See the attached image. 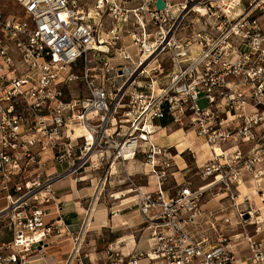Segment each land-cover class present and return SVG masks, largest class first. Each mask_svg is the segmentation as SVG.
Wrapping results in <instances>:
<instances>
[{
  "label": "built area",
  "instance_id": "built-area-1",
  "mask_svg": "<svg viewBox=\"0 0 264 264\" xmlns=\"http://www.w3.org/2000/svg\"><path fill=\"white\" fill-rule=\"evenodd\" d=\"M161 1L158 8L157 0H140L125 8L129 16L122 19L117 12L122 0H15L20 15L0 8V195L7 200L2 210L11 233L0 242V264H27L36 247L67 230L59 214L46 220L43 207H29L31 199L54 202L51 185L64 175L42 177L48 159L68 166V174L86 169V163L94 169L106 163L109 172L117 163L126 171L149 243L126 254L107 247L101 256L113 257L111 264H264V237H255L261 230H247L259 209H239L244 199H237L246 182L264 196V0ZM192 13L196 21L180 26ZM121 22L132 25L126 30L136 54L122 43ZM146 35L151 38L144 40ZM117 42L120 58L129 64L106 68L109 85L90 80L87 96L66 101L70 69L104 53L99 45ZM166 49L168 79H153L165 68L148 66ZM145 52L151 61L144 60ZM91 69L86 64V80ZM150 71L156 75L145 84L135 82ZM116 77H124L118 86ZM201 98L203 107L197 103ZM167 115L191 127L209 147V157L196 165L195 173L206 180L197 187L177 181L170 147L154 138L156 120ZM75 125L90 135H70ZM131 160L155 176L154 190L135 184L127 167ZM169 176L172 192L164 188ZM216 186L235 208L242 231L231 236L241 235L235 245L245 244L246 256L231 249L220 223L231 224L220 218L223 209L202 207L201 198ZM35 232H42L41 240L20 241ZM73 260L105 264L85 262L75 246L64 264Z\"/></svg>",
  "mask_w": 264,
  "mask_h": 264
},
{
  "label": "rangeland",
  "instance_id": "rangeland-1",
  "mask_svg": "<svg viewBox=\"0 0 264 264\" xmlns=\"http://www.w3.org/2000/svg\"><path fill=\"white\" fill-rule=\"evenodd\" d=\"M88 1H90V0H88ZM139 2H140V0H122L120 7L117 8V12H120V14H121V15H118V17H120L122 19L125 16V14L128 15L129 12H125V8L128 9L130 7H132V8L137 7L140 4ZM0 8L5 15H9V14L20 15V14H22L21 9L16 4L15 0H0ZM140 14H141V12H140ZM196 17H197V15L193 14V13L184 17L180 22V26H185L189 22L190 23L195 22L197 19ZM121 19H120V21H121ZM133 21L134 20H132V18H131L130 22H133ZM120 26L123 27L119 31V33L123 39L122 43L131 51L132 54H136L137 49L132 44V42L130 40V36L127 35V30H126V29L132 27L131 23H129L128 26H125L124 22H121ZM108 27H110L109 20L107 21V24H105L103 31L108 29ZM150 30H151V28H150ZM150 30H148V31H150ZM120 43H121V41H120ZM120 43L117 42L116 44H111L108 47H105L103 45H99L102 50H105L104 53H99L97 56L94 57V59H92L88 63H86V61L82 58L79 62L76 63L75 66H73L70 69L69 73L72 76H71V79L69 81V87L67 88V90L65 92L64 99L66 101L70 100L71 98H83V97L87 96L89 93L88 92V83L90 82V80H93V81L102 80L105 84L109 85L110 80L107 81L106 77L109 76L110 74H106V72H105L106 68L113 67L115 69V68L122 66L123 64H129V62L121 59L119 54H118L117 48L120 47ZM169 56H170V51H168L166 49L158 55L157 60L150 63L148 68L151 66L157 65L158 63H161L162 66L165 68L163 73L156 76L155 78L153 77V79H156V80H167L168 79V76L170 74L169 71L171 70ZM97 57H99V59ZM148 61H151V60H148ZM104 62L105 63L107 62V65H104ZM86 64L89 68H92L91 70L88 71L89 76H88L87 80L84 77V69L86 67ZM137 71L133 74V76H135ZM111 72L113 73V75H116L115 72H113V70H111ZM103 73L106 74L105 77L103 76ZM153 75H156V73H153L152 71H150L149 74H146V75L140 74L138 77H135V82L139 83L140 85H143L146 83L147 79L150 80V78H152ZM123 80H124V77H116V82H115L116 85L118 86L119 84H121V82ZM139 89H142V87H139ZM166 117L168 119V120H166V122L168 124L166 125V127H162V129L159 128L160 130L158 129L156 131L154 138L156 139V141L159 144L168 145L170 147L171 152H172V156L174 159L173 160L174 164H173L170 171L174 172V176L176 177L177 181L180 183H185V182L190 180L192 187H196L197 185L204 183L200 179V177L195 173L197 170L196 165L202 164L209 157V154H210L209 147H208V145H204V143L202 142V141L205 142L204 138L197 135L192 130L191 127H189L187 125L180 127V125L175 124L171 120L169 115H167ZM163 121L164 120H156L155 123H162ZM75 126H77V125H75ZM73 127L74 126H72V128ZM72 128H71V130H73ZM79 131H81V129ZM69 133H70V130H69ZM78 135L79 134H76V136H78ZM199 139H201V140H199ZM203 153H205V154L202 155L201 157L198 156V155L203 154ZM93 158H95V157H93ZM46 162H47V160H46ZM127 165L130 166V169H128V171L130 170L129 172H131L133 174V178L135 179L136 185H138L137 181H141L143 184H149L150 181H154V183H155V180H156L155 176H153L152 173L149 172L148 167H144V165L141 162L131 160L127 163ZM85 166H87L86 171H85V169L80 168L77 172L70 174L71 178L76 180L80 176H85V178L88 181L92 180L93 185L96 186L97 188L102 186V193L100 195V197H102V198L104 196L109 198V196H112V195L115 198H119L120 197L119 194H121V192H116L114 194H113V192L119 191V190H126V189L128 191L129 190L128 188H130L131 190L133 189V191H130V193H128L126 195H127V197L131 196L128 200H132L131 203H134V205L132 206L133 208L136 207V205H135L136 191L134 190L135 186H132L128 183V181L126 179V171H124L121 164L116 163L114 165L115 168H112V170L110 172L108 171L109 168H108V164H106V163H104L100 167V169H94L92 167L94 165L90 166L89 163H86ZM134 166H136V167H134ZM137 166H138V168H137ZM167 180L169 181L170 187L173 188L169 192H172V190H174V188H175L174 187V185H175L174 179L172 176H169L167 178ZM102 181H104V182H102ZM101 182H102V184H101ZM90 185H92V184L90 183ZM242 185L246 186L247 188H249V187L252 188V186H253L252 182H248V183L246 182ZM111 189H113V190H111ZM243 191H245V190H243ZM222 193H223V190L218 188L217 186H216V188L212 187L211 189H209L201 198L202 207H203V205L206 204V201L208 200V198L215 194V197L217 198L216 200H214L215 205L214 204L212 205V203H211L210 204L211 206H209L208 209H210V208L211 209H217V210L219 208L223 209L222 211H218V213L222 215V216H220V218L228 217L230 219L231 224H229L223 220H221L220 223L222 224V226H224V225L226 226V229H223V231L227 234L226 238L229 240V243L231 244V249H233L235 252L237 251L240 254H242V253L247 254L248 250H247L245 244L242 243V244L235 245L238 241L242 240L241 235L231 236L233 234L240 233L242 231V228H241V225L239 223H235L236 219L234 217H232V215L229 216V213L231 211L235 212V208L233 206L229 205V201L227 200L225 195H222ZM243 193H248V192H243ZM250 194L251 193H248V200H245L244 194H242V195L240 194V196H238V198H237L238 201H241L244 199L242 201L243 203L238 206L239 209H242V208L250 209L249 206H251L252 209L258 208L257 202L255 200L257 197L255 195H257V194H255V195L253 194L254 196H251V198H250ZM0 197H2V195H0ZM42 203H44V202H42ZM6 205H7V200L5 198H0V208L3 209ZM33 205H37V206L42 207V204H40L37 200L35 201V200L31 199L29 201V207H31ZM119 207H120L119 205H116V206L110 208L109 210L110 211H111V209L116 210ZM48 211L49 210H47V212ZM256 215H258V212L255 213V216ZM237 220H238V218H237ZM139 227L140 226H138L137 229H135V227H134L133 229L138 231ZM253 228H254V225L247 226V230L250 234L253 233ZM147 232H148V230H147ZM25 236H29V234H26ZM10 237H11V233L9 230V219L7 216V211L0 210V242L7 241L10 239ZM258 237H260V236H257L256 238H258ZM50 238H51V236L49 237V239ZM145 240H147L146 244L148 246L149 234H148V237L145 238ZM101 248H99V249H101ZM92 257H93V255H92ZM109 264H111V263L109 262Z\"/></svg>",
  "mask_w": 264,
  "mask_h": 264
},
{
  "label": "crops",
  "instance_id": "crops-1",
  "mask_svg": "<svg viewBox=\"0 0 264 264\" xmlns=\"http://www.w3.org/2000/svg\"><path fill=\"white\" fill-rule=\"evenodd\" d=\"M158 120H164L162 123H156L160 128L166 127L168 124L166 123L167 117ZM164 124L166 125L164 126ZM127 167L130 169L129 165ZM43 169L42 177L64 175L54 180L51 185L54 202L49 200L40 204L46 211L49 210L46 220H50L59 214L66 224L67 230L61 235H52L43 247H36L28 257L27 264H64L74 246L79 248V253L85 262L91 260L98 263L105 262V264H109L113 258L101 256L102 250L107 247H110L115 253L121 252L123 254L130 252L134 248H147V240L145 238L148 237V232L144 227L142 217L138 213L137 208L132 207L134 203H131L132 200H128L131 197L126 195L130 193L128 192L129 190L113 192V194L121 192L119 198H115L113 195L109 196V198L106 196L102 198L100 197L102 186L97 188L93 185L92 180L88 181L85 176H81L80 180L72 179L70 174H68V166L65 164L60 165L48 159ZM40 170L42 169L39 168L37 171ZM202 181L205 182L206 180ZM137 183V186L142 191H152L155 188L154 181H150L149 184H143L141 181H137ZM164 188L168 191L173 189L170 187L168 180H166ZM239 190L241 195L251 193L250 198L256 194L252 188H247L244 185ZM222 195L225 194L222 193ZM255 196H257L255 200L259 210H257V219H253V225L254 228L259 227L261 230L255 237L260 236L258 238H262L264 237V196L263 199L262 196ZM216 199L215 194L210 196L206 204L203 205L204 211L214 210L208 209V207L211 206V203L215 205L214 200ZM116 205L120 207L116 210H109ZM0 210L2 209L0 208ZM219 216L222 215L220 214ZM138 226H140L138 231L133 229L134 227L137 229ZM38 237L41 239L42 234ZM247 254L239 253L238 256L243 257ZM73 261V264H77L75 260Z\"/></svg>",
  "mask_w": 264,
  "mask_h": 264
},
{
  "label": "bare ground",
  "instance_id": "bare-ground-1",
  "mask_svg": "<svg viewBox=\"0 0 264 264\" xmlns=\"http://www.w3.org/2000/svg\"><path fill=\"white\" fill-rule=\"evenodd\" d=\"M149 38H151V36H149V35H146L145 37H144V40H148ZM104 46V45H103ZM107 50V49H106ZM143 58H144V60H148V58H149V53H147V52H145L144 54H143ZM73 130H70V135H72V136H76V134H79L78 136H89L90 135V132L87 130V128H85V127H83V126H74L73 128H72ZM81 129V131H79ZM159 128L158 127H156L155 128V130L157 131ZM162 129V128H161ZM160 130V129H159ZM199 140H201V139H199ZM203 143H204V145H207V143L206 142H204V141H202ZM206 153V152H205ZM205 153H203V154H200V155H198L199 157H201L202 155H204ZM114 172V171H113ZM112 172V173H113ZM82 178V177H81ZM242 186V185H241ZM240 186V187H241ZM239 187V188H240ZM130 191H132L131 189H129V192ZM240 193H241V191H240ZM245 195V194H244ZM230 215H232V217H234L235 219H236V221H235V223H237V217H236V213L234 212V211H231L230 213H229V216ZM231 217V218H232ZM253 219H254V216H253ZM40 234H42V232H35V233H29V236H22L21 238H20V241H22V242H27V243H29V242H31V241H38V240H41L38 236L40 235ZM42 236H43V234H42Z\"/></svg>",
  "mask_w": 264,
  "mask_h": 264
},
{
  "label": "water",
  "instance_id": "water-1",
  "mask_svg": "<svg viewBox=\"0 0 264 264\" xmlns=\"http://www.w3.org/2000/svg\"><path fill=\"white\" fill-rule=\"evenodd\" d=\"M157 6L158 8H162L163 7V2L161 0H157ZM197 103L199 104L200 107H203L206 105V99L205 98H201L197 101ZM244 217H248V214H245Z\"/></svg>",
  "mask_w": 264,
  "mask_h": 264
},
{
  "label": "trees",
  "instance_id": "trees-1",
  "mask_svg": "<svg viewBox=\"0 0 264 264\" xmlns=\"http://www.w3.org/2000/svg\"><path fill=\"white\" fill-rule=\"evenodd\" d=\"M167 123V122H166ZM166 124H164V126H165Z\"/></svg>",
  "mask_w": 264,
  "mask_h": 264
}]
</instances>
